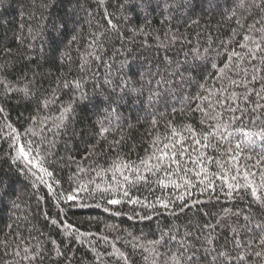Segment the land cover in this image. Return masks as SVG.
<instances>
[{
	"label": "trees",
	"instance_id": "obj_1",
	"mask_svg": "<svg viewBox=\"0 0 264 264\" xmlns=\"http://www.w3.org/2000/svg\"><path fill=\"white\" fill-rule=\"evenodd\" d=\"M184 1L0 0V81H4L0 108L5 110L0 114V264H153L152 252L142 249L151 248L147 241L161 233L177 240L190 233V241L196 243L199 236L202 243L211 232L219 252L232 247L231 229H242L245 216L253 223L264 222V207L244 192L228 197L219 190V181L211 196L200 185L190 188L183 212L179 201L174 208L163 209L161 200L168 202L183 188H164L144 163L155 164L164 144L173 140L177 151L181 143L188 150L177 156L183 167H194L189 155L196 160L198 152H206L208 159L217 156L194 144L187 131L189 126L197 132L207 127L208 121L196 110L197 105L203 107L196 97L204 93V86L213 93L227 87L222 99L229 93L240 97L224 101L237 109L235 113L219 109L223 122L231 124L229 131L236 133L233 139H240L237 129L255 132L264 126V107H257L264 105V99L255 95L264 96V71L250 81L249 67L241 73L245 77L241 84L235 74L246 66L241 63L235 73H228L236 85L219 79L217 71L233 59V51H246L237 42H243L251 26L253 32L264 27V4L245 0L240 8V0ZM250 63L264 68L259 61ZM161 65L167 69L161 70ZM151 69L160 72L152 76ZM187 70L194 81H185L184 90L171 94L168 87ZM140 71L147 83L140 82ZM105 80L108 84H103ZM129 80L140 90L138 99L133 91H125ZM25 87L31 90L28 98L18 91ZM245 89L250 94L247 101ZM123 99L126 105L121 104ZM45 100L48 107L43 106ZM69 106L63 127L55 129L57 117ZM8 124L21 132L22 143L47 138L41 152L46 156L44 166L54 175L38 173L47 183L27 170H17L23 163H13L16 152L9 146ZM29 128L35 136L23 134ZM173 130L182 134L183 141L173 137ZM247 155L242 153L241 159ZM256 159L253 154L246 163L251 167ZM168 163L176 171L175 163ZM121 165L138 169L148 181L126 184L122 173L134 176ZM159 176L165 179L163 172ZM186 178L198 180L195 171ZM167 180L183 184L179 176ZM69 195L76 200H68ZM113 197L121 203L108 204ZM173 211L177 214H170ZM206 224L214 230L204 229ZM79 233L84 235L77 238ZM246 235L241 233L242 238ZM200 243L197 255L203 257ZM168 247L174 250L176 242L169 240ZM36 253H40L36 259L27 258ZM252 259L260 264L259 257Z\"/></svg>",
	"mask_w": 264,
	"mask_h": 264
},
{
	"label": "snow or ice",
	"instance_id": "obj_2",
	"mask_svg": "<svg viewBox=\"0 0 264 264\" xmlns=\"http://www.w3.org/2000/svg\"><path fill=\"white\" fill-rule=\"evenodd\" d=\"M103 2L104 0H101V3ZM252 2L255 4V0H252ZM260 3L264 4V0H260ZM238 7L244 8L245 0H240ZM233 15H235V12H233ZM108 23L115 29L116 25L112 24L111 20H109ZM254 27L253 25L249 28L250 34L243 35V42H237L238 46L246 51L244 53H237L235 51L231 53L233 59H228V62L217 70L220 73L219 79H227L229 84L236 85V80L228 75V73H235V69L239 67L241 63L246 66L240 68V73H235L236 75H240L241 84H243L245 80V77L241 75V73H247L249 67L252 69V75L248 77L250 81L256 80V72L264 71V68L257 67V65L250 63L251 61H259L261 65H264V27L256 29L255 32H253ZM181 80L183 82V77ZM0 83H4V81H0ZM262 83H264V78H262ZM77 87H79V85H77ZM18 91L22 92L25 98L31 95V90L27 87L18 89ZM225 92H228L227 87H220L217 93H213L207 86H204V93L196 97L197 100L201 101L203 107L197 105L196 110L200 111L204 115L205 120L208 121L207 127L201 132H197V130L191 126L187 129L194 144L206 150L211 149L213 152L217 153V156L208 159L206 152H198L196 160H192L189 155V161L194 167H183L177 159V156L188 154V150L184 144L181 143L177 151L176 143L173 140L171 144H164V148L161 150L160 155L156 157L155 164L144 162L147 164L148 171L157 175L158 184L162 185L164 188L171 186V188L177 191L183 188L181 194L176 195L174 198H170L168 202L161 200V208L166 210L174 208L176 206V201H179V210L183 212L185 207H187L185 197L191 195V193H189L190 188H195L197 185H200L203 190L209 191L211 196L217 191L216 181L220 182L219 190L224 192L228 197H232L234 193L237 192H244L250 195L253 202L264 207V126L260 127V129L255 132L251 129L247 131L237 129L236 131L239 132L240 139H233L236 133L229 131L231 124H225L223 122L224 114L219 111V109L224 108L225 111L235 113L237 109L233 108L230 104H225L224 101L228 99L235 101L240 97L235 93H229L228 96H223L222 99L221 96ZM249 95L247 89H245L243 99L247 101ZM255 95L264 99V96H261L259 92L255 93ZM212 97H215V99H212ZM48 104L49 101L45 100L43 106L48 107ZM257 107H264V105L257 104ZM70 110V106L64 108L61 115L57 117L59 122L53 124L55 129L63 127V121L66 119L65 114ZM4 111L3 108H0V114ZM240 111L243 112V109H240ZM253 111H255V109H253ZM233 118L235 117L233 116ZM204 122V120L201 121L202 124ZM6 126L10 129L7 137L9 146L16 152V156L12 158L13 163H23V169L18 166L17 170H27L41 183H47L44 176L53 177L54 175L53 172L49 171L48 168L44 166L46 156L41 152V148L44 147V141L47 138L42 137L40 142L28 140L22 143L21 132L17 129H13L11 124ZM102 131L106 132L108 129L102 128ZM28 133H31L33 136L36 135L30 128L23 130L24 135ZM176 136H179L180 140L183 141L182 134L173 130V137L175 138ZM12 141L15 142L13 143ZM34 144L36 146H34ZM169 149H171V151H169ZM193 151L198 150L193 149ZM245 152H247L248 155L241 159V154ZM253 154L257 156V159L250 167L246 161L252 160ZM168 161L175 163L176 171H171V164L168 163ZM213 165L215 166L214 168L212 167ZM121 166L131 171L134 176L133 179V177H130L127 173H122L126 184L134 186L137 180H142L144 182L148 181V176L143 175L138 169L130 167L129 165ZM33 169H35V171H33ZM253 169L257 170L253 171ZM193 171H195L198 180L186 178L189 173ZM161 172L164 173L165 179L160 178L159 173ZM38 173H43L44 176H40ZM168 176H179L183 180V184L167 180ZM48 187L51 191L52 186L48 185ZM201 194H203V191ZM123 195L125 197L129 196L127 188L124 189ZM76 198L75 195H69L67 197L70 201H74ZM107 203L117 205L120 204L121 201L113 197L109 198ZM151 207H155V205H151ZM170 214L176 215L177 213L173 211ZM244 220L246 223L242 229L236 227L231 229L233 233L232 247L226 251L217 252L214 246V237L211 232L203 236L202 243H200L201 237L198 236L196 238V243H200V247L204 249L203 257L197 255L199 249H197L196 243L188 239V236L191 235L190 233H186L180 240H177L175 235L161 233L158 239L147 241L151 248L142 250L152 252L153 264H169V260L172 264H202L203 261H206L207 264H253V256L259 257L260 264H264V222L253 223L249 216H245ZM52 223L57 224V221L52 220ZM64 227L71 229L73 226L71 224H65ZM204 229L214 230V226L212 224H206ZM242 232L247 233L246 237L242 238ZM82 235L84 234L79 233L77 238ZM104 239L106 240L107 238L105 237ZM169 240L176 242L174 250L168 247ZM132 247L135 249L138 245L133 244ZM160 249L168 250L166 252H161ZM24 251L28 252V249ZM57 253L60 254L59 249H57ZM39 255L40 253H36L27 258L36 259ZM120 255L124 260L128 259L123 253ZM165 256L168 257V259H162Z\"/></svg>",
	"mask_w": 264,
	"mask_h": 264
},
{
	"label": "rangeland",
	"instance_id": "obj_3",
	"mask_svg": "<svg viewBox=\"0 0 264 264\" xmlns=\"http://www.w3.org/2000/svg\"><path fill=\"white\" fill-rule=\"evenodd\" d=\"M183 2H185L184 0H183ZM136 68V67H135ZM160 69L161 70H163V71H165L166 69H167V66H166V69H165V65H161V67H160ZM181 70L180 71H184V68H180ZM160 71H159V69H151V75L153 76H157L156 74H158ZM187 72H188V70L182 75V74H180V79L177 81V82H175V83H172L171 84V86L170 87H168V91L169 92H172L171 94H173V91H175V89H182V90H184L185 88H186V84H185V81H187V82H189V79H190V82H193L194 81V79L193 78H191L188 74H187ZM138 74L140 75V77H141V79H140V82H144V81H146V83L148 82L147 80H145V76H144V72L143 71H140V72H138ZM115 77V76H114ZM183 77V82H182V80H181V78ZM116 78V77H115ZM126 79H128L127 77H125ZM107 79H109V78H107ZM108 82V80H105L104 82H103V84H108L107 83ZM129 82V83H128ZM127 83V85L125 86V91L126 92H129V91H133L134 92V97H135V99H138L139 97H140V90H138V88L136 87V85L135 84H133V82L131 83V81L129 80ZM161 88H162V90H165L166 88H163L162 86H161ZM135 91L137 92V96H135ZM119 96L121 95V94H118ZM134 99V100H135ZM175 102L177 101L176 99L174 100ZM121 104H124V105H126L127 103H126V101L123 99V100H121ZM183 102H185V101H183ZM135 103H136V106H139V102L137 103V101L135 100ZM166 106H170V104L169 103H166ZM141 110V108H139L138 107V111L137 112H139ZM141 113V112H140ZM147 116V115H146ZM109 121H113L112 119H109ZM110 124H111V122H110ZM21 196H22V194H21ZM238 216V215H237Z\"/></svg>",
	"mask_w": 264,
	"mask_h": 264
}]
</instances>
